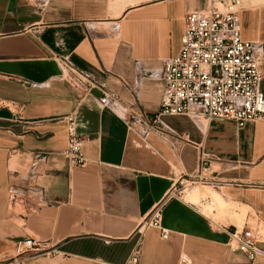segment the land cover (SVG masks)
Here are the masks:
<instances>
[{"label": "crops", "instance_id": "1", "mask_svg": "<svg viewBox=\"0 0 264 264\" xmlns=\"http://www.w3.org/2000/svg\"><path fill=\"white\" fill-rule=\"evenodd\" d=\"M208 5L0 0V264H125L140 241L139 264H264V256L248 260L223 229L258 225L264 233V118L240 127L163 115L162 131L146 134L129 121L159 112L163 84L150 73L179 54L189 11ZM240 20L242 37L260 42L264 54V0H240ZM60 58L116 94L125 114L101 108L97 89L78 104ZM72 113L86 137L84 166L69 167L64 155ZM201 155L211 175L229 183L202 187L243 208L241 225L205 213L211 195L201 205L171 195L180 175L198 171ZM160 204L159 226L141 233ZM32 237L41 250H20Z\"/></svg>", "mask_w": 264, "mask_h": 264}, {"label": "built area", "instance_id": "2", "mask_svg": "<svg viewBox=\"0 0 264 264\" xmlns=\"http://www.w3.org/2000/svg\"><path fill=\"white\" fill-rule=\"evenodd\" d=\"M46 4L47 0H39ZM186 32L179 54L164 59L151 71L150 76L163 84L159 112L150 117L132 114L129 121L145 125L142 132L162 131L163 115H190L206 119H229L244 126L247 122L264 118V54L258 41L244 39L241 32L240 0H209L204 9L189 11ZM62 77L78 93V104L85 102L92 92H101L99 105L125 114L120 98L109 91L95 77L80 69L67 58H60ZM69 145L64 151L69 167L87 164L84 146L86 137L79 132L77 115H68ZM221 182L211 175V163L201 155L199 169L191 175L177 178L171 195H183L192 187L218 188ZM181 186V189L178 187ZM13 197H22L19 192ZM162 204L144 220L139 231L150 226H159ZM233 244L250 261L264 256L263 231L258 225L223 228ZM41 243L28 238L20 245L26 252L40 251ZM142 252L140 241L131 251L125 264H139ZM183 262H190L187 255Z\"/></svg>", "mask_w": 264, "mask_h": 264}, {"label": "rangeland", "instance_id": "3", "mask_svg": "<svg viewBox=\"0 0 264 264\" xmlns=\"http://www.w3.org/2000/svg\"><path fill=\"white\" fill-rule=\"evenodd\" d=\"M182 187L179 186L178 189H181ZM187 195L186 199L189 202L196 203L201 205V200L203 198H206L207 196H212V203L206 204L203 207V210L205 213H207L214 221L219 222L224 220L226 217H229L233 219L234 221H237L239 225L243 223V220L246 215V211L239 207L237 204H228L227 206H219L216 203V200L212 194H208L205 192V188L202 187V185H199V187H192V189L187 190L184 194ZM200 198V199H199ZM237 210L241 212V216L237 214ZM241 227V226H240Z\"/></svg>", "mask_w": 264, "mask_h": 264}, {"label": "bare ground", "instance_id": "4", "mask_svg": "<svg viewBox=\"0 0 264 264\" xmlns=\"http://www.w3.org/2000/svg\"><path fill=\"white\" fill-rule=\"evenodd\" d=\"M198 187H199V186H198ZM212 193H213V192H212ZM216 195H217V196L213 195L214 198H215V200H216V203H217L219 206H222V207H223L224 205H223V202L221 201L222 198L220 199V198L218 197V194H216ZM184 198H185V200H187V199H186V195H185ZM199 199H200V198H199Z\"/></svg>", "mask_w": 264, "mask_h": 264}]
</instances>
